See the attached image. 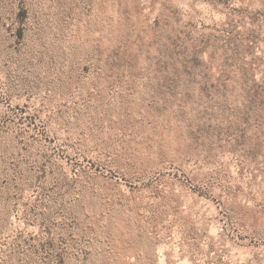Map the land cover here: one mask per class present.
Masks as SVG:
<instances>
[{
  "label": "rangeland",
  "instance_id": "374dc122",
  "mask_svg": "<svg viewBox=\"0 0 264 264\" xmlns=\"http://www.w3.org/2000/svg\"><path fill=\"white\" fill-rule=\"evenodd\" d=\"M0 264H264V0H0Z\"/></svg>",
  "mask_w": 264,
  "mask_h": 264
}]
</instances>
